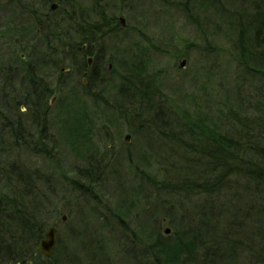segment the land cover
I'll list each match as a JSON object with an SVG mask.
<instances>
[{
  "label": "trees",
  "instance_id": "obj_1",
  "mask_svg": "<svg viewBox=\"0 0 264 264\" xmlns=\"http://www.w3.org/2000/svg\"><path fill=\"white\" fill-rule=\"evenodd\" d=\"M207 2L221 13L227 10L225 31L237 69V88L232 99L225 97L220 122L211 124L187 109L155 101L153 79L133 78L145 72L142 60L128 67L137 69L121 75L124 92L135 99L141 94V112H147L151 128L164 136L166 147L158 154L170 162L161 175L139 173L158 190L149 240L133 231L134 240L122 219H116L122 234L111 238L135 264H264V0ZM99 12L103 10L67 0L58 14L34 15L40 32L26 41L29 71L19 68L13 75L16 81L1 82L2 77L9 79V68H0V264H116L90 233L87 240L81 238V254L72 253L58 237L51 256L39 250L56 213L54 185L47 173L27 163L19 147L27 142L19 132L23 114L16 86L29 102V119L36 120L42 110L39 139L45 141L49 85L38 84V68H64L66 62L84 68L86 55H92L89 44L103 38L110 26ZM68 105L78 116L66 132L85 136V106ZM120 111L128 118L126 108ZM31 148L40 149L36 144Z\"/></svg>",
  "mask_w": 264,
  "mask_h": 264
},
{
  "label": "rangeland",
  "instance_id": "obj_2",
  "mask_svg": "<svg viewBox=\"0 0 264 264\" xmlns=\"http://www.w3.org/2000/svg\"><path fill=\"white\" fill-rule=\"evenodd\" d=\"M72 1L90 9L101 8L103 23H110L107 34L89 44L94 57L92 67L100 68L104 62L101 76L93 86L90 81L81 83V72L70 62L64 67L68 74L73 72L67 82L60 68H38L54 90L46 97L45 141L39 139L45 118L39 114L42 110L36 120L29 119V102L23 98L22 88L16 86L23 114L19 132L27 142V146L22 143L19 147L30 166L38 167L53 180L56 213L48 226H56L57 237L68 249L81 254V238L87 240L90 233L101 241L103 250L116 264H135L124 256L112 234H122L117 223L120 217L121 225L134 240L133 231L149 240L158 190L139 173L161 175L170 162L158 154L166 147L164 136L151 128L147 112H141V94L137 93L135 99L131 92H124L121 75L137 69L128 67L142 60L145 72L133 78L153 79L155 101L163 107L169 104L174 109H187L211 124L220 122L227 105L225 97L232 99L238 82L230 37L225 31L228 13L226 9L219 12L207 0ZM223 1L227 4L228 0ZM53 2L59 3L57 9L50 8ZM66 2L0 0V68H9V79L2 77L1 82L16 81L14 73L29 65L26 41L33 38L34 32H40L34 15L58 14ZM182 58L186 63L180 67ZM53 94L57 99L50 104ZM71 102L86 108L82 115L85 136L66 132L71 119L78 116L69 111ZM120 108L127 109L128 118ZM135 109L143 115L137 117ZM9 129L13 127L9 125ZM35 144L39 150L31 148Z\"/></svg>",
  "mask_w": 264,
  "mask_h": 264
},
{
  "label": "flooded vegetation",
  "instance_id": "obj_3",
  "mask_svg": "<svg viewBox=\"0 0 264 264\" xmlns=\"http://www.w3.org/2000/svg\"><path fill=\"white\" fill-rule=\"evenodd\" d=\"M53 3H56V2H53ZM52 3V4H53ZM52 4H50V8L51 9H57V7H59V3H57V7L56 8H52ZM46 15H49V13L48 12H46ZM120 19V18H119ZM84 47H85V45H84ZM89 56H91L92 57V61H91V64L89 63V59H88V57ZM86 60H87V66H85L84 68H81L79 71L81 72L80 73V75H81V79H82V81H83V83H86V82H88V81H90V83H92L93 84V86H96V80L101 76H99V73H100V69H102L101 67L104 65V62L103 61H101V63L99 64V67L100 68H93L92 67V62L94 61V57H93V55H86ZM95 62H97V58L95 59ZM92 67V68H91ZM87 68H91V71L89 72L88 70H87ZM26 69V71L28 72L29 71V69L30 68H25ZM61 69V72L63 73V75L65 76L64 78H63V81L64 82H67L68 80H69V78H70V76L73 74V72H69V74H68V70H65V68H60ZM74 73H76L75 71H74ZM47 75L49 76L50 75V72H48L47 73ZM62 75V76H63ZM28 77H29V74H28ZM46 76L45 75H41V74H38L37 75V79H38V84H43V82H45L46 81V78H45ZM54 93V90H53V88H51V87H49V89H48V93H47V95L48 94H50V93ZM28 95H27V99L29 100L30 99V92H28L27 93ZM47 95L44 97V100L46 101V97H47ZM55 99H57V94H53V97H52V99L50 100V104H52L53 102H54V100Z\"/></svg>",
  "mask_w": 264,
  "mask_h": 264
},
{
  "label": "water",
  "instance_id": "obj_4",
  "mask_svg": "<svg viewBox=\"0 0 264 264\" xmlns=\"http://www.w3.org/2000/svg\"><path fill=\"white\" fill-rule=\"evenodd\" d=\"M56 7H57V3H53L52 8H56ZM119 18H120L122 25H125L126 22H125L124 16L120 15ZM88 59H89V63L91 64L92 57L89 56ZM185 63H186L185 58H182L179 60L180 67H183L185 65ZM65 218H66V215L63 214L62 219H65ZM169 232H170V228L167 227L166 233H169ZM56 243H57V228L55 225H50L45 230L44 236L39 240L38 248L43 254H45L47 257H49L52 255L53 250L56 246Z\"/></svg>",
  "mask_w": 264,
  "mask_h": 264
}]
</instances>
